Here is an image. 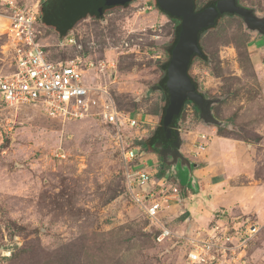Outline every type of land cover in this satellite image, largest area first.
Returning <instances> with one entry per match:
<instances>
[{
  "label": "rangeland",
  "instance_id": "374dc122",
  "mask_svg": "<svg viewBox=\"0 0 264 264\" xmlns=\"http://www.w3.org/2000/svg\"><path fill=\"white\" fill-rule=\"evenodd\" d=\"M36 1L0 0V14L8 12V2L23 8ZM238 1L264 16V0ZM146 4L151 9H142ZM5 22L0 17V44ZM173 27L155 0H134L100 19L86 16L71 31L75 45H57L58 34L36 22L37 37L51 60L79 56L95 66L103 61L102 81L119 108L139 121L141 111L152 114L156 125L164 100L159 90L145 93L162 74L159 65L167 58ZM200 45L206 58H195L189 73L206 97L221 98L212 106L225 123L221 134L264 151V38L245 29L241 18L224 16L201 35ZM89 81L85 76L84 83ZM190 107L180 116L183 142L193 136L187 133L192 125L202 123ZM112 136L111 128L93 117L50 118L33 106L0 111V264H194L186 258L182 238L155 239L156 230L126 192L124 162ZM181 149L186 153L185 145ZM148 152L140 157L147 159ZM260 169L263 173L264 153ZM176 170L177 184L195 193L187 170ZM200 196L208 200V194ZM199 201L192 203L199 206L192 213L193 227L205 221L197 219L204 214ZM168 224L185 228L179 217ZM260 225L245 249L249 264H264Z\"/></svg>",
  "mask_w": 264,
  "mask_h": 264
},
{
  "label": "built area",
  "instance_id": "2783aa9c",
  "mask_svg": "<svg viewBox=\"0 0 264 264\" xmlns=\"http://www.w3.org/2000/svg\"><path fill=\"white\" fill-rule=\"evenodd\" d=\"M37 0L33 6L19 7L6 3L8 12L0 14L4 24L5 39L0 44V111L4 108L33 106L46 116L62 120L93 117L111 128L123 166V182L129 197L139 208L150 226L156 230L159 242L176 237L186 243V258L194 264H234L243 259L250 240L261 225L250 220L213 223L192 227L188 218L183 219L185 228L174 230L165 218L167 203H181V197L190 198L192 193L181 188L176 181L155 178L157 169L148 166L139 145H128L133 138L140 139L156 126V120H147L145 112L139 121L132 112L117 107L108 83L102 81L105 65L98 66L92 60L79 56L63 61L51 60L45 45L37 37L36 22L39 19ZM146 4L142 9H151ZM70 32L57 45H75ZM114 66L113 62L106 67ZM89 75L90 81L84 83ZM113 74L109 75V78ZM189 103L185 107H190ZM191 108V107H190ZM149 126L148 128L146 126ZM192 134L185 142L183 154L191 160L200 157L207 148L209 136L205 132ZM142 162L136 166V163ZM184 194V195H183Z\"/></svg>",
  "mask_w": 264,
  "mask_h": 264
},
{
  "label": "water",
  "instance_id": "95a60500",
  "mask_svg": "<svg viewBox=\"0 0 264 264\" xmlns=\"http://www.w3.org/2000/svg\"><path fill=\"white\" fill-rule=\"evenodd\" d=\"M132 1L134 0H97L89 10L100 14L101 3L124 5ZM155 5L170 16L179 18L180 24L177 39L171 49L166 66L165 86L168 92V104L161 118L165 138L174 135L175 139L171 142L172 147L169 145L164 147V142L159 140L153 143V147L164 166L170 169L179 166L187 170L190 186L196 191L197 181L192 175V168H195L197 163L181 152L183 139L179 126L180 118L177 117L171 124L173 118L180 114L185 101L189 100L197 108L202 124L216 127L225 125L223 121L214 116L212 111V106L218 103L221 98L206 97L204 92L197 89L188 74L192 56L204 54L199 45V32L214 26L218 16L232 15L242 19L245 29L264 38V16L257 15L252 8L240 5L238 0H215L213 4L199 10H195L194 0H155ZM160 89L159 85H152L147 89L145 95ZM180 199L183 202L182 197Z\"/></svg>",
  "mask_w": 264,
  "mask_h": 264
},
{
  "label": "crops",
  "instance_id": "0c3cea01",
  "mask_svg": "<svg viewBox=\"0 0 264 264\" xmlns=\"http://www.w3.org/2000/svg\"><path fill=\"white\" fill-rule=\"evenodd\" d=\"M89 9L91 8L82 7V11ZM181 122L182 118L180 117L179 125ZM192 126L193 128L187 133L205 132L209 136L206 151L197 159L192 160L197 163V166L192 168V175L196 178L198 188L190 198L184 197L183 202H171L170 206L166 208L165 218L172 222L178 217L180 220L186 217L193 227L195 221L192 219V213L196 212L199 206L194 208L192 203L199 199L202 205L201 211L204 214L197 219L205 220L201 221V224L196 220V223L200 224L199 226L207 225L216 217L215 220L222 222L254 218L257 223H264V170H262L263 173H258V170H261L263 149L258 150L255 147L256 143H246L244 140L220 134L217 128L200 122H195ZM180 129L183 135L182 128L180 127ZM182 145L186 146L185 142ZM182 152L184 153V151ZM148 160H151L154 164L152 167L157 169L155 178L162 177L156 154L148 152ZM203 194H208L207 201L200 196ZM184 213L186 216L182 218ZM205 215L206 217H204Z\"/></svg>",
  "mask_w": 264,
  "mask_h": 264
},
{
  "label": "trees",
  "instance_id": "16d2710c",
  "mask_svg": "<svg viewBox=\"0 0 264 264\" xmlns=\"http://www.w3.org/2000/svg\"><path fill=\"white\" fill-rule=\"evenodd\" d=\"M214 1L215 0H205L200 6H197L198 0H194L195 10H199V9L204 8L205 6L213 4ZM96 2L97 0H42L39 5V11H40L39 20L43 25L51 27L58 34V38L62 40L70 31H72V29L75 27L78 21L86 18V16L89 15V16H92L93 18L100 19L109 10H112L115 8H124L130 4V3H126L124 5H117V4H112V3L111 4L101 3L102 6H101L100 14H97L95 11H92V10L82 11V7H90ZM163 13L166 14L174 22V27H173L171 40L169 41L165 49L167 58L159 65L162 74L157 82V85L161 87L159 91L162 95V99L164 100V103L161 107L160 118L158 120V125H156L154 129L151 130L147 135L141 137L140 139L133 138L131 141L128 142V145H139L142 151H149L153 153L157 152L156 149L153 147V143L159 139H162V138L165 139L162 126H161V118L165 111V107L168 104V92L165 86L166 66L168 63V59L170 57L171 49L173 48V45L177 39V34H178L179 24H180L179 18L170 16L166 12H163ZM225 16H232V15H225ZM221 17L222 15H220V17L216 19L214 26L202 29L199 32V45H200L201 35L207 30L214 28L218 24V21L221 19ZM4 37H5V34H4ZM200 48L202 49L201 45H200ZM195 58L205 60L206 55L205 54H203L202 56L196 55V54L193 55L191 58V62L189 64V68H188V74L191 77L192 81L195 83L197 89L199 90L197 81L189 73V69ZM58 60L63 61L66 59H58ZM187 103H189L193 107L195 114L198 115L197 108L194 106V104L191 101L187 100L185 101L180 111V114L177 116H174L171 124H173V122L175 121L177 117L180 118L185 108V104ZM117 107L119 108L118 104H117ZM146 117H147V120L149 121L154 120V116L152 114H147ZM221 129L222 127H217V131L220 134H221V131H220ZM185 216L186 214L184 213L182 215V218Z\"/></svg>",
  "mask_w": 264,
  "mask_h": 264
},
{
  "label": "flooded vegetation",
  "instance_id": "af4514ba",
  "mask_svg": "<svg viewBox=\"0 0 264 264\" xmlns=\"http://www.w3.org/2000/svg\"><path fill=\"white\" fill-rule=\"evenodd\" d=\"M225 15H222V17H224ZM218 17H220V16H218ZM217 17V18H218ZM221 17V18H222ZM175 139V136L174 135H172L170 138H165V139H159V141H163L164 142V147L166 146H171L172 147V145H171V142L173 141ZM183 144V143H182ZM156 154V157H157V159H158V161H159V170L160 171H162V177L163 178H166V179H168V180H171V181H178L177 180V170H176V167L175 168H173V169H170V168H168V167H166V166H164L162 163H161V159H160V157H159V155H158V153L156 152L155 153ZM168 160H169V158H167ZM161 173V172H160Z\"/></svg>",
  "mask_w": 264,
  "mask_h": 264
},
{
  "label": "bare ground",
  "instance_id": "6f19581e",
  "mask_svg": "<svg viewBox=\"0 0 264 264\" xmlns=\"http://www.w3.org/2000/svg\"><path fill=\"white\" fill-rule=\"evenodd\" d=\"M2 30H4V29H2Z\"/></svg>",
  "mask_w": 264,
  "mask_h": 264
}]
</instances>
